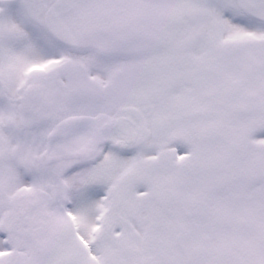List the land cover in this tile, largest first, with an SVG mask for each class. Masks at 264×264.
<instances>
[{
	"label": "snow or ice",
	"instance_id": "6c2138e0",
	"mask_svg": "<svg viewBox=\"0 0 264 264\" xmlns=\"http://www.w3.org/2000/svg\"><path fill=\"white\" fill-rule=\"evenodd\" d=\"M0 264H264V0H0Z\"/></svg>",
	"mask_w": 264,
	"mask_h": 264
}]
</instances>
